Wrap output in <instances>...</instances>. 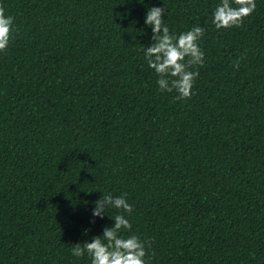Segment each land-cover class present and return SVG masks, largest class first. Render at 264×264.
<instances>
[{
	"label": "trees",
	"instance_id": "1",
	"mask_svg": "<svg viewBox=\"0 0 264 264\" xmlns=\"http://www.w3.org/2000/svg\"><path fill=\"white\" fill-rule=\"evenodd\" d=\"M218 2L0 0V264H91L71 248L116 214L147 264H264V0L226 29ZM156 5L170 34L204 29L188 98L144 58ZM102 192L131 212L90 222Z\"/></svg>",
	"mask_w": 264,
	"mask_h": 264
},
{
	"label": "clouds",
	"instance_id": "2",
	"mask_svg": "<svg viewBox=\"0 0 264 264\" xmlns=\"http://www.w3.org/2000/svg\"><path fill=\"white\" fill-rule=\"evenodd\" d=\"M236 3L238 6H233L230 0H220L217 3L212 14V23L217 29L238 26L256 7L255 0H236ZM164 12L163 7L156 5L148 8L145 13L144 23L151 27L152 42L144 46L143 55L149 68L158 74L156 84L160 91L175 90L178 99L188 98L193 94L194 80L199 74L190 70V66L204 63L205 53L198 43L204 29L195 26L178 35L170 34L168 26L163 24ZM13 19L0 7V51L9 45ZM93 205V219L90 222H94L96 217L103 218L109 208L123 209L129 213L132 210L131 204L123 195L113 196L105 192H102ZM111 218L114 223L105 226L101 234L75 243L71 248L72 255L79 257L87 253L91 264H147L144 242L134 234H118L122 228L131 227L129 219L123 214H116ZM82 232L86 235L88 229L85 228Z\"/></svg>",
	"mask_w": 264,
	"mask_h": 264
}]
</instances>
